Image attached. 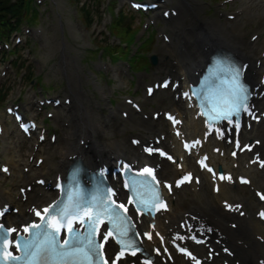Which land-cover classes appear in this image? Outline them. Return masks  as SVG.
<instances>
[{
	"label": "bare ground",
	"instance_id": "1",
	"mask_svg": "<svg viewBox=\"0 0 264 264\" xmlns=\"http://www.w3.org/2000/svg\"><path fill=\"white\" fill-rule=\"evenodd\" d=\"M246 7L247 4L241 6L239 12L242 13ZM178 8L179 17L175 21H172L171 24H166L167 28L169 30L171 29L173 32L175 47H173V45L171 47L159 46L155 50V53L159 54L160 64L158 69L160 71L166 72L168 69H172L173 73L180 77L184 75L186 70L196 68L207 50L214 43L218 42L228 44L244 58L249 57L255 52L257 43H249L241 38V33L244 27L243 22H240L237 25H233L231 23L220 25L213 22L208 23V21L202 22L197 18L198 11L189 7L185 0L178 1ZM245 14L246 12L243 15ZM246 17L248 16L246 15ZM260 46L264 48V40L260 43ZM62 49L64 52L61 58L60 70L67 80V92H70L73 95L74 106L70 111V113L73 114H70V116L73 117L74 120H72L71 124L67 127L63 125L61 126L62 138L60 144H47L44 148H42L41 154L45 157V160L39 168H31L32 174H36L38 172L46 173L51 168H61L68 161L67 156L75 152L82 154L87 161H92L93 158L86 153L84 149L74 144L73 135L75 134H81L86 140H88L90 146L93 147L97 158H102V151L107 149L110 154H123L133 160H137V153L128 146H123L124 143L119 142L117 139L110 138L105 142L97 140L98 137H96V134L98 132L103 133L105 131L106 122L108 121L104 120L102 115L92 112V110L87 106L86 103L90 99L88 98L87 92H85L81 87L82 80L79 70L75 65L76 62L68 54L67 44H64ZM169 56L172 61L167 60ZM255 72L260 73V70H255ZM97 88L100 90L99 87ZM162 98L163 96L159 98L154 97L151 100L161 105L163 103L161 101ZM103 99L106 101V96H103ZM171 107L184 115V132L186 134L193 133L197 128V124L196 122L188 119V111L181 109L180 103L175 101L171 103ZM61 117H63L62 112L58 113L56 122H61ZM134 117L135 114H132V116L126 121L115 123L118 127L117 129L124 130L126 128H142L141 124L137 127L128 125L137 120ZM111 122V124H114L113 118ZM143 124L150 126L149 122ZM159 128L160 127L158 125H154L155 130H159ZM253 134L261 136L264 142V131H262L259 127H252L251 130L246 133V136ZM18 146L23 147L24 143H19ZM262 149L264 151V143ZM12 150V145L6 143L4 150L5 155L8 156V154H10L12 157H16L15 152H11ZM240 158L241 157H238L237 160ZM56 159L57 161L55 162ZM212 160L215 164H227V161L223 158L212 156ZM13 165L15 166V163H13ZM168 169L175 172L171 167H168ZM244 171L252 175L254 185L260 186L264 182V173L254 169L253 167H248L247 169H244ZM29 175H27L26 178L29 177ZM17 177H19V173H13L12 180ZM204 188H206L205 181L201 185V189ZM220 195L229 196L227 186L221 185L219 194L217 196H212L211 200L206 199L202 192H192L189 200H186L184 195L179 194L180 201L176 198L173 199L172 212L166 216L169 220V225H171L174 215L179 211L191 210L189 212H197L213 222L214 227H216L220 234H222L224 238L235 248L237 256L242 261V264H247L250 259V246H254L258 253H264V244H257L251 238L254 234H259L264 237V228L256 225V222L253 220L248 221L247 223L244 220H240V227L238 230L227 229L224 226V217L228 216L232 218L233 215H225L222 213L221 209L217 207V201ZM235 196L240 200L248 201L249 206H253L254 204L253 199L250 197L247 199L245 195ZM27 198L30 201L37 200L35 193H30ZM0 199H10L12 201H16L13 194L5 188L0 189ZM157 224L160 226L159 222H157ZM237 241H240V244H238Z\"/></svg>",
	"mask_w": 264,
	"mask_h": 264
},
{
	"label": "rangeland",
	"instance_id": "2",
	"mask_svg": "<svg viewBox=\"0 0 264 264\" xmlns=\"http://www.w3.org/2000/svg\"><path fill=\"white\" fill-rule=\"evenodd\" d=\"M76 2L77 1L72 2L71 0H46L45 6L43 5L39 9L41 15L40 23L45 25L46 35L36 49L32 47V56L40 65L47 66L50 60H59L60 48L66 43L68 53L78 61L79 65L82 67V72L89 75L86 65L81 64L79 60L85 55V48H92L91 43H89L90 37L88 35H94L89 30L86 32L83 25L78 20L79 17L77 12H75ZM88 2L89 1H86V3ZM82 3H84L83 0L79 1L80 5ZM95 10L97 12L98 8H95ZM200 14L204 16L206 10L203 9ZM97 18H99V16H97ZM155 44L158 45L157 43ZM43 75V82L46 84L52 83L46 79L45 74ZM50 76L52 78L57 77L59 80L61 74L57 72V68H54ZM58 80L52 83L53 87L59 86ZM84 82L86 83L85 79L83 80V83ZM100 84L103 85L101 81ZM86 85L88 90L94 91V87L90 82H87ZM62 88L65 89L66 84H64ZM6 91V88L1 90L2 93ZM25 96L26 94L23 95V98ZM115 98L118 100L119 95Z\"/></svg>",
	"mask_w": 264,
	"mask_h": 264
}]
</instances>
